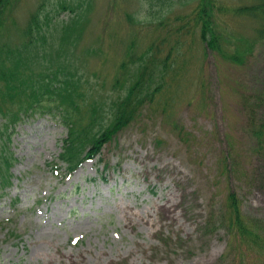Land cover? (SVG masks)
Here are the masks:
<instances>
[{"label":"rangeland","instance_id":"374dc122","mask_svg":"<svg viewBox=\"0 0 264 264\" xmlns=\"http://www.w3.org/2000/svg\"><path fill=\"white\" fill-rule=\"evenodd\" d=\"M88 1L77 54L102 34L101 20L114 30L111 47H103L107 61L84 55L90 84L100 85L91 73L98 71L106 100L133 78L136 64L127 61L124 85H114L116 60L126 50L176 56L174 75L166 74L152 103L69 176L59 159L67 129L58 119L35 114L8 130L15 159L12 184L0 189V264H240L222 221L228 193L237 194L244 215L264 220V144L252 135L264 111V39L246 41L256 22L215 18L244 54L242 64L201 43L190 16L196 0H13L3 41H20L41 2L51 29ZM3 121L0 115V145ZM251 255L245 264H263L247 260Z\"/></svg>","mask_w":264,"mask_h":264},{"label":"trees","instance_id":"16d2710c","mask_svg":"<svg viewBox=\"0 0 264 264\" xmlns=\"http://www.w3.org/2000/svg\"><path fill=\"white\" fill-rule=\"evenodd\" d=\"M158 1L162 6L168 0ZM227 1L196 0L190 16L206 49L224 61L242 64L244 54L234 50L233 38H230L229 33L223 34L219 30L215 18L221 17V13L223 16L229 14L254 20L257 25L255 33L247 35L248 40L246 39L253 45L264 39V0H235L236 3L229 7ZM11 2L13 0H0V115L4 117L1 134L6 140L0 145L2 191L12 184L10 169L15 157L8 143V130H12L18 121L35 114L47 113L66 127L67 135L62 138L59 158L66 163L65 170L69 175L83 161L97 157L102 148L134 120L146 102L152 103L155 93L162 87L165 75L173 77L174 74L170 75L169 71L176 59V56L167 58V55L158 59L155 54L145 53L136 56L133 50L131 54L126 50L116 60L114 85H124L127 61L136 64L133 78L123 87L122 93L106 100L107 97L99 90L104 81L99 78L98 71L91 73L97 76L100 85L97 82L90 84V75L85 66L88 59L84 55L86 53L98 58L103 63L108 60L110 54L104 53L103 47L104 43L111 47L109 45L112 43L109 44L110 39L107 36L114 34V30L110 29L112 26L109 27L107 23L108 19L101 20L102 25L105 21L102 34L99 33L94 42L86 49L81 48L80 54H77L80 43L84 40L86 26L83 25L88 22L92 2L88 1L85 7L80 8L82 10L74 13V6L71 7L72 13L61 26L51 29L48 16L41 14L44 8L41 2L29 14L24 28L20 31V41H3V31L7 33L9 29L8 12ZM128 18L139 23L132 16ZM166 31L168 35L170 29ZM131 37L128 40L134 46ZM243 50L246 53L248 51L246 46ZM3 104L6 105L5 110ZM11 106L16 108L10 109ZM6 110L11 112H5ZM252 135L255 143L261 147L264 144V111L254 121ZM261 149L258 147L257 151L260 152ZM223 168L228 169V166L225 164ZM225 214L222 221L227 225L229 247L236 252L240 264H243L250 253L252 255L247 260L258 259L264 264V220H252L244 215L241 201L234 191L228 193ZM208 222L211 224V221Z\"/></svg>","mask_w":264,"mask_h":264},{"label":"bare ground","instance_id":"6f19581e","mask_svg":"<svg viewBox=\"0 0 264 264\" xmlns=\"http://www.w3.org/2000/svg\"><path fill=\"white\" fill-rule=\"evenodd\" d=\"M60 159V158H59ZM61 160V159H60ZM62 161V160H61ZM63 162V161H62ZM65 163V162H64Z\"/></svg>","mask_w":264,"mask_h":264}]
</instances>
